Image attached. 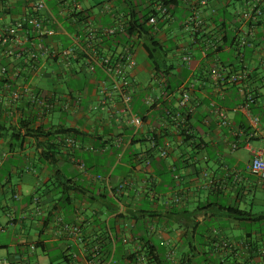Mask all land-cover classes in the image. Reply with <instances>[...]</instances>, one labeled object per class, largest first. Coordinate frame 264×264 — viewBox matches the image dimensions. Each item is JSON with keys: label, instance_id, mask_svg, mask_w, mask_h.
Masks as SVG:
<instances>
[{"label": "crops", "instance_id": "1", "mask_svg": "<svg viewBox=\"0 0 264 264\" xmlns=\"http://www.w3.org/2000/svg\"><path fill=\"white\" fill-rule=\"evenodd\" d=\"M44 1L41 17L57 29L50 46L79 43L91 54L79 53L70 67L46 58L21 76L16 63L0 57L11 75L0 77V264H264V178L251 171L255 152L264 157V17L252 31L242 20L244 0H210L195 10L180 4L158 25V39L173 45V84L191 93L184 129L193 140L184 142L161 117L166 80L142 40L131 43L138 66L128 78L133 111L144 116L141 130L127 119L116 124L101 92L109 76L99 59L116 61L127 43L106 30L137 1ZM194 12L205 21L195 33L185 27ZM27 13L21 0H0L3 25ZM182 47L190 65L181 62ZM239 72L247 74L241 83L228 82ZM23 84L53 107L10 104ZM150 95L158 99L152 109ZM245 104L260 119L257 128L238 110ZM62 127L79 132L76 140L66 136V146ZM154 135L169 143L164 159L151 147ZM235 208L252 220H237Z\"/></svg>", "mask_w": 264, "mask_h": 264}, {"label": "built area", "instance_id": "2", "mask_svg": "<svg viewBox=\"0 0 264 264\" xmlns=\"http://www.w3.org/2000/svg\"><path fill=\"white\" fill-rule=\"evenodd\" d=\"M28 10V13L24 15L21 21L15 24L3 25L0 23V57L10 60L12 63L17 64L16 76L24 74H30L37 72L40 68V62L46 58L54 59L62 62L65 66L70 67L71 63L77 59L78 54L83 52L90 55V51H87L85 46L76 43L73 46L54 50L50 46V40L57 35V29L50 25L45 19L41 17V13L47 8L44 0H21ZM175 0H144V4L152 9L154 12L149 20V25L154 27V30L158 32V25L160 23H167L171 20L173 11V2ZM178 5H189L191 9L195 10L197 7L206 8L209 6L210 0H177ZM244 9L242 12V20L250 24L251 30L255 29L264 17V0H244ZM128 17L120 16L116 26L106 30V34L112 36H118L119 34L126 33L128 25ZM205 21L201 18L200 14L194 12L185 20V27L193 31L198 32L204 25ZM250 33H247L239 42L240 47H244L249 43ZM89 43L95 40L93 32L88 36ZM139 40L138 38L127 40V43L123 46V50L118 56L116 61H112L110 58L101 57L99 64L105 70L109 79L103 82L102 93L106 96V99H111L113 107V120L118 125L124 124V119H127L128 124L135 129V133L141 130L144 123L142 115L136 114L133 111L132 102L133 96L131 91V85L128 80L130 76L135 72L138 61L136 55L133 52L132 41ZM92 45V44H91ZM181 55V62L184 66L190 65L192 62V55L186 51V48L182 47L179 52ZM213 75L219 76V70L216 68L212 71ZM10 70L7 66L0 67V77L2 79H9ZM247 74L245 72H239L229 77L228 82L232 84L241 83ZM111 82V88L109 83ZM179 96L177 97L176 107L178 112L167 111V119H164L165 124L168 121H173L176 116L177 126L179 122H183L185 115L180 113L184 110V113L191 114L193 108L191 107V93L186 86L181 85L179 87ZM116 95L118 100H115L113 96ZM164 99L171 102L173 98L169 95H163ZM251 101V99H248ZM10 104H17L21 101L28 102L30 105L35 106L38 110L50 109L53 106L50 105L46 98L41 97L30 88L28 84H23L16 91L11 92L8 96ZM158 101V99H157ZM154 96H149L147 103L149 106L157 103ZM64 109L68 110L69 105H64ZM223 120L222 124L227 125V121L224 120L225 113L218 107L215 109ZM238 110L244 113L250 120L253 127L257 128L260 124V119L257 116L252 115L248 105H241ZM132 138L127 141H117L118 146L123 145V142L131 144ZM71 144H76L74 141ZM156 143L151 140V147L154 148ZM237 148V145H234ZM159 155L166 158L169 150V143L159 147ZM84 169L85 166L81 165ZM251 171L254 175L264 178V157L262 151L255 152V156L251 163ZM102 178V176H98Z\"/></svg>", "mask_w": 264, "mask_h": 264}, {"label": "trees", "instance_id": "3", "mask_svg": "<svg viewBox=\"0 0 264 264\" xmlns=\"http://www.w3.org/2000/svg\"><path fill=\"white\" fill-rule=\"evenodd\" d=\"M136 1H137L136 3L130 1L131 3H129V6H128L129 7L128 9L129 22L127 25V30H126V33L122 35L119 34L118 37H121V40H125V39L132 40L135 38L142 40L145 46L146 52H147L148 60L150 61L151 65L155 68V70L166 80V81H163V85H164L163 95L166 94L169 96H174L176 91L180 89L179 88L180 83L178 85L173 84V82H175L173 81V79L176 77V75L170 73L173 66L170 65L167 61L170 52H172L173 50V45L170 43L167 44L166 42L160 41L158 39L157 32L154 30V27L149 25L150 17L154 12L152 11L150 7L144 4V0H136ZM173 6H174L173 10L179 6L177 0L173 2ZM216 22H218V20ZM134 42L135 40L132 41V43ZM176 103H177V97L173 98L171 102H168V99H167V100H163L160 103L161 110H162L161 117L163 119H167V116H166L167 111H173L176 115V113L178 112ZM156 106H157V103L152 105L151 109ZM132 107H135V110H136V106H134L133 102H132ZM180 113L185 115V119L183 122H179L178 127H176L177 122L174 121L176 120V116L173 117L175 118L173 121L167 120V123H169L170 124L169 126H172V128L178 130V132L180 131L181 136L184 137V142H189L193 140V137L188 134L189 129L187 130L184 129V125L186 121L188 122L190 114L187 115L186 113H184V110H181ZM58 133H61V135L64 137V140L62 141L63 146L67 145L65 142L67 140V137L69 138L72 137L73 139L76 140L79 135V132L76 129L67 128V127H62ZM164 138H166V136L164 135L162 137H159L158 135H154L152 140L154 139L156 146L152 149L155 150V149H158L159 147L164 146L165 145V143H163ZM53 154L54 153H52V155H48L49 156L48 158H52L54 156ZM229 210L231 211L232 209H229ZM233 213H235V217L237 218V220H240V221L252 220L250 218H252L253 215L250 212L241 211L235 208ZM257 221H261V219L258 218Z\"/></svg>", "mask_w": 264, "mask_h": 264}, {"label": "rangeland", "instance_id": "4", "mask_svg": "<svg viewBox=\"0 0 264 264\" xmlns=\"http://www.w3.org/2000/svg\"><path fill=\"white\" fill-rule=\"evenodd\" d=\"M235 8L239 9L240 8V4L239 3L235 4Z\"/></svg>", "mask_w": 264, "mask_h": 264}]
</instances>
